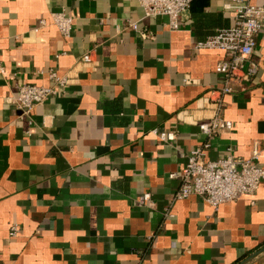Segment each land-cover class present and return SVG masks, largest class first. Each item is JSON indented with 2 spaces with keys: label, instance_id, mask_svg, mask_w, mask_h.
Returning a JSON list of instances; mask_svg holds the SVG:
<instances>
[{
  "label": "crops",
  "instance_id": "0c3cea01",
  "mask_svg": "<svg viewBox=\"0 0 264 264\" xmlns=\"http://www.w3.org/2000/svg\"><path fill=\"white\" fill-rule=\"evenodd\" d=\"M232 3L192 0L170 29L138 0H0V264H264V180L216 209L174 198L215 113L232 127L205 159L257 149L264 167V24L256 72L229 94L215 71L226 55L196 46L234 24ZM58 11L73 18L67 38L39 25ZM51 69L73 78L21 113L19 86L52 85Z\"/></svg>",
  "mask_w": 264,
  "mask_h": 264
},
{
  "label": "built area",
  "instance_id": "2783aa9c",
  "mask_svg": "<svg viewBox=\"0 0 264 264\" xmlns=\"http://www.w3.org/2000/svg\"><path fill=\"white\" fill-rule=\"evenodd\" d=\"M232 4L225 5L235 11L234 24L228 28L218 29L214 34L197 42L198 49L220 50L226 57L215 67V71L223 76L220 94L234 91L235 85L243 88V81H247L256 72L257 65L248 61L252 56L256 35L264 24V4H250L244 0H232ZM145 16L166 15L170 29H177L180 15L186 11L192 0H138ZM50 21L41 19L40 27L48 24L57 28L59 33L67 38L70 35L73 18L63 11L52 12ZM135 30V23L130 24ZM83 65H95L90 53H85L80 61ZM248 64V65H247ZM48 78L52 85L22 84L13 101L23 114H28L35 105L42 104L51 96L70 83L73 76L70 73L58 74L51 69ZM200 131L207 140L201 147L191 150L187 162L181 171V185L174 194L175 199H183L190 195H199L217 208L220 204L236 200L241 195H253L260 182L264 180V167L257 165L258 151L253 150L248 159H235L231 154L216 160H206V149L209 139L215 135L230 130L232 123L215 113L206 121L198 124ZM162 140L172 141L173 132H160ZM171 173L170 177H176ZM150 193H143L139 201H149ZM18 232L17 225H12L9 236L14 237Z\"/></svg>",
  "mask_w": 264,
  "mask_h": 264
}]
</instances>
